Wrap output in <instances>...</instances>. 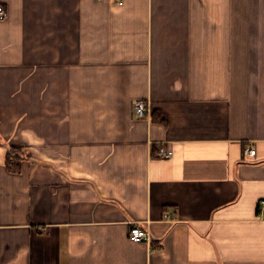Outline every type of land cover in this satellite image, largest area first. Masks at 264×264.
I'll return each instance as SVG.
<instances>
[{"label":"crops","instance_id":"1","mask_svg":"<svg viewBox=\"0 0 264 264\" xmlns=\"http://www.w3.org/2000/svg\"><path fill=\"white\" fill-rule=\"evenodd\" d=\"M0 5V264H264V0Z\"/></svg>","mask_w":264,"mask_h":264},{"label":"built area","instance_id":"2","mask_svg":"<svg viewBox=\"0 0 264 264\" xmlns=\"http://www.w3.org/2000/svg\"><path fill=\"white\" fill-rule=\"evenodd\" d=\"M6 17V11L3 8V6L0 5V20H3ZM133 111L137 118H145L147 117L149 111H148V105L147 102L143 100H136L133 104ZM156 154L161 159H169L172 156V151L166 150L162 145L156 146ZM245 154L247 156H254L255 151L254 150H246ZM260 212L264 214V201L260 202L259 205ZM129 239L133 243H150L151 237L150 234L138 226L134 225L130 229V235Z\"/></svg>","mask_w":264,"mask_h":264},{"label":"trees","instance_id":"3","mask_svg":"<svg viewBox=\"0 0 264 264\" xmlns=\"http://www.w3.org/2000/svg\"><path fill=\"white\" fill-rule=\"evenodd\" d=\"M24 158L23 153H21L20 148H11L9 149L7 156H6V165L11 169V165L15 164V161L18 159ZM13 170V169H11Z\"/></svg>","mask_w":264,"mask_h":264}]
</instances>
